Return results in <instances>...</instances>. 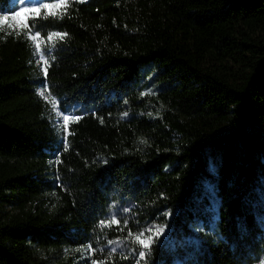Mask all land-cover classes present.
Returning <instances> with one entry per match:
<instances>
[{
  "label": "trees",
  "instance_id": "obj_1",
  "mask_svg": "<svg viewBox=\"0 0 264 264\" xmlns=\"http://www.w3.org/2000/svg\"><path fill=\"white\" fill-rule=\"evenodd\" d=\"M27 21L0 30V264H264V0H69ZM42 82L77 111L60 141Z\"/></svg>",
  "mask_w": 264,
  "mask_h": 264
},
{
  "label": "rangeland",
  "instance_id": "obj_2",
  "mask_svg": "<svg viewBox=\"0 0 264 264\" xmlns=\"http://www.w3.org/2000/svg\"><path fill=\"white\" fill-rule=\"evenodd\" d=\"M67 1L69 0H7L6 4L0 7V30L4 28L18 29L22 25L29 27L30 25L28 24L27 19L43 13L56 12L60 10ZM29 31V38L33 46L34 63L37 66V70L40 72L45 63V57L42 53L41 43L39 42L37 35L32 32L31 29H29ZM42 56L43 58H41ZM42 90L44 93L43 95L40 94ZM35 91L42 101H44V124L46 123L50 131L54 134L56 140L60 141L63 126L76 116L77 111L72 105L66 108L60 107L57 100L46 93L43 82L35 86ZM65 116L67 119L64 118ZM201 188L202 192L213 205L214 197L211 184L207 181H202ZM258 195L260 194L258 193ZM261 207L264 213V206ZM158 230L157 232L160 236L165 235L166 229H163L162 232ZM141 242L142 244H145V240H141ZM112 246L113 248H116L117 243L114 242Z\"/></svg>",
  "mask_w": 264,
  "mask_h": 264
},
{
  "label": "snow or ice",
  "instance_id": "obj_3",
  "mask_svg": "<svg viewBox=\"0 0 264 264\" xmlns=\"http://www.w3.org/2000/svg\"><path fill=\"white\" fill-rule=\"evenodd\" d=\"M54 14V13H53ZM35 25H34V23L32 24V25H30L29 27H34ZM37 35H39V33H37ZM54 35H57V36H59L60 34H54ZM41 58H43V56L41 57ZM41 95H43L44 93H43V90L41 91V93H40ZM61 115H62V113H61ZM65 119H67V117L65 116L64 117ZM158 231H163V229L161 228V229H159ZM137 239L139 240V237H137ZM144 246L147 248V247H150V245L149 244H144ZM139 255H140V257L141 258H143L144 257V253L143 252H141V253H139Z\"/></svg>",
  "mask_w": 264,
  "mask_h": 264
}]
</instances>
